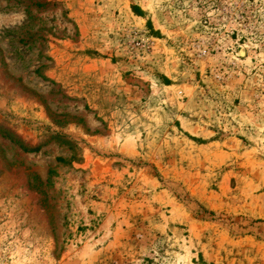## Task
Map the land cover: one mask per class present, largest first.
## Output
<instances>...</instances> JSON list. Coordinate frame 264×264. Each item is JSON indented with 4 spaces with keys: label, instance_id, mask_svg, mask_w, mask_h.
<instances>
[{
    "label": "rangeland",
    "instance_id": "374dc122",
    "mask_svg": "<svg viewBox=\"0 0 264 264\" xmlns=\"http://www.w3.org/2000/svg\"><path fill=\"white\" fill-rule=\"evenodd\" d=\"M0 264H264V0H0Z\"/></svg>",
    "mask_w": 264,
    "mask_h": 264
}]
</instances>
